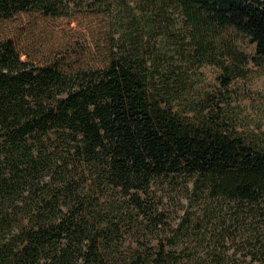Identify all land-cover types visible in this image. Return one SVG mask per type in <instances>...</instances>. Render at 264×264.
Segmentation results:
<instances>
[{"label":"trees","instance_id":"1","mask_svg":"<svg viewBox=\"0 0 264 264\" xmlns=\"http://www.w3.org/2000/svg\"><path fill=\"white\" fill-rule=\"evenodd\" d=\"M112 1L0 0V29ZM121 2L96 62L24 58L0 32V264H264V131L226 36L263 65L264 0Z\"/></svg>","mask_w":264,"mask_h":264},{"label":"rangeland","instance_id":"2","mask_svg":"<svg viewBox=\"0 0 264 264\" xmlns=\"http://www.w3.org/2000/svg\"><path fill=\"white\" fill-rule=\"evenodd\" d=\"M112 2L114 5L101 8L90 5L78 7L71 16L59 18L20 15L4 23L0 32L15 41L24 58L32 57L47 62L58 56H68L74 63L96 62V59L99 61L107 53V44L110 43L115 29L128 17L121 0ZM178 25L182 28V20L178 21ZM183 28L182 30L185 29ZM226 36L249 59L241 71L242 75L231 86L234 97L237 98L235 102L242 107L246 127L264 131V64L257 66L251 61L255 46L247 38L231 32ZM115 38L118 40L120 35L116 34ZM202 72L206 76V86L209 89H222L223 72L220 69L207 65ZM182 215V211L173 214L172 224L176 225Z\"/></svg>","mask_w":264,"mask_h":264}]
</instances>
